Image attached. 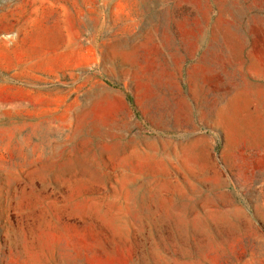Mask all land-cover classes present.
I'll return each mask as SVG.
<instances>
[{
    "label": "rangeland",
    "instance_id": "374dc122",
    "mask_svg": "<svg viewBox=\"0 0 264 264\" xmlns=\"http://www.w3.org/2000/svg\"><path fill=\"white\" fill-rule=\"evenodd\" d=\"M0 264H264V0H0Z\"/></svg>",
    "mask_w": 264,
    "mask_h": 264
},
{
    "label": "trees",
    "instance_id": "16d2710c",
    "mask_svg": "<svg viewBox=\"0 0 264 264\" xmlns=\"http://www.w3.org/2000/svg\"><path fill=\"white\" fill-rule=\"evenodd\" d=\"M127 98H128V100H129V102L131 103V105H132L133 107H135L133 97H132V95H131L130 93H127Z\"/></svg>",
    "mask_w": 264,
    "mask_h": 264
}]
</instances>
